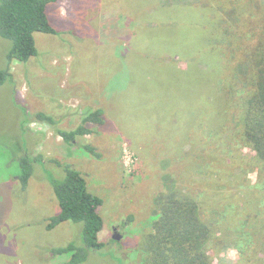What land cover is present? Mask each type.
<instances>
[{"label": "rangeland", "instance_id": "374dc122", "mask_svg": "<svg viewBox=\"0 0 264 264\" xmlns=\"http://www.w3.org/2000/svg\"><path fill=\"white\" fill-rule=\"evenodd\" d=\"M149 2L48 3L47 15L57 33H34L38 54L26 64L11 63L13 84L0 85V264H62L63 256L47 262V249L80 241V222L64 221L52 230L45 228L47 218L59 208L42 169L34 172L24 188L16 179L20 171L16 156L27 150L41 155L58 178L64 175L62 169L54 170L48 160L74 165L84 176L87 190L103 201L98 208L104 224L99 238L105 246L90 251L81 264H140L135 246L152 218L159 176L164 171L178 173L176 165L164 169L161 163L181 156L177 149L187 137L184 117L193 114L189 107L195 113L191 121L196 124L201 119L197 86L182 78L166 55L156 64L147 59L154 43L147 38ZM168 14L160 11L163 17ZM9 47L10 41L0 37V70L6 65ZM178 64L183 66V60ZM21 106L28 110V119L43 111L66 129L80 123L81 111L104 106L105 124L84 138L101 157L64 144L52 127L42 123L32 122V136L26 137L21 129ZM215 117L208 113L203 121L215 124ZM242 151L252 153L246 147ZM247 178L253 184L256 173L250 172ZM192 184L195 190L203 189L197 181ZM229 190L235 191L234 187ZM114 234L120 238L114 239ZM237 260L236 248L225 245L213 262Z\"/></svg>", "mask_w": 264, "mask_h": 264}, {"label": "trees", "instance_id": "16d2710c", "mask_svg": "<svg viewBox=\"0 0 264 264\" xmlns=\"http://www.w3.org/2000/svg\"><path fill=\"white\" fill-rule=\"evenodd\" d=\"M56 1L0 0V37L10 41L0 85L13 84V61L26 64L38 54L34 33H57L47 15V4ZM149 1L147 38L154 43L147 59L156 64L166 55L175 71L197 86L201 119L192 122L195 113L189 107L193 114L184 117L187 137L177 149L181 156L161 163L164 169L176 165L178 173L164 171L159 176L152 218L135 246L140 264H214V256L225 245L238 253L231 264H264V0ZM160 11L169 14L163 17ZM28 113L21 106L26 137L32 136V122L42 123L52 127L64 144L101 157L84 138L105 124L104 106L81 111L80 123L67 129L48 113L38 112L31 119ZM208 113L215 114L217 123L203 121ZM245 147L252 153L243 152ZM16 157L20 165L16 179L22 188L37 169L52 186L59 210L47 218L45 228L52 230L64 221L82 224L79 242L47 249L45 260L63 256L62 264H81L90 251L102 250L105 243L99 233L104 224L98 208L103 201L87 190L80 171L50 159L54 170L62 169L64 175L58 178L41 155L27 150ZM250 172L257 176L253 184L247 178ZM192 181L203 189L195 190ZM233 187L235 191H230Z\"/></svg>", "mask_w": 264, "mask_h": 264}, {"label": "water", "instance_id": "95a60500", "mask_svg": "<svg viewBox=\"0 0 264 264\" xmlns=\"http://www.w3.org/2000/svg\"><path fill=\"white\" fill-rule=\"evenodd\" d=\"M113 238H114V239H119L120 236H119L118 234H114V235H113Z\"/></svg>", "mask_w": 264, "mask_h": 264}]
</instances>
